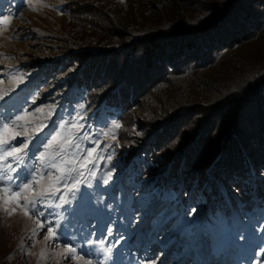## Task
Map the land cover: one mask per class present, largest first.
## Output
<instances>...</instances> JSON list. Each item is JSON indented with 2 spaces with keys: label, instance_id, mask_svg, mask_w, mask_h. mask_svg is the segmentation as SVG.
I'll list each match as a JSON object with an SVG mask.
<instances>
[{
  "label": "rangeland",
  "instance_id": "374dc122",
  "mask_svg": "<svg viewBox=\"0 0 264 264\" xmlns=\"http://www.w3.org/2000/svg\"><path fill=\"white\" fill-rule=\"evenodd\" d=\"M126 1L0 0V20L10 18L7 30L0 24V95L11 97L0 114L11 120L26 113L19 131L28 129L27 137L12 142L29 144L23 163L14 166L44 171L35 157L57 133L61 140L74 138L64 158L87 165L80 169L83 182L67 195L68 203L57 206L59 200L46 199L36 204L32 211L41 214L31 219L19 209L12 216L0 210V264H264V205L256 209L240 202L235 209L229 196L218 198L207 189L181 193L167 169L150 170L145 159L131 162L117 150L132 129L137 151H145L149 130L141 105L134 110V127L128 125V116L122 119L124 125L115 105L104 103L101 111L92 110L57 79L54 48L68 43V9L78 13L84 7L83 15L89 6L101 7L94 2ZM158 10L154 4L149 12ZM65 124L76 127H60ZM26 175L21 171V179L12 185ZM181 196L187 202L184 211L178 204ZM49 226L56 239L45 241ZM69 247L76 251L66 252Z\"/></svg>",
  "mask_w": 264,
  "mask_h": 264
},
{
  "label": "trees",
  "instance_id": "16d2710c",
  "mask_svg": "<svg viewBox=\"0 0 264 264\" xmlns=\"http://www.w3.org/2000/svg\"><path fill=\"white\" fill-rule=\"evenodd\" d=\"M94 3L66 12L69 39L54 48L53 68L63 88L92 110L115 105L132 127L141 105L145 151L132 129L117 150L167 169L181 193L263 206L264 0Z\"/></svg>",
  "mask_w": 264,
  "mask_h": 264
},
{
  "label": "snow or ice",
  "instance_id": "6c2138e0",
  "mask_svg": "<svg viewBox=\"0 0 264 264\" xmlns=\"http://www.w3.org/2000/svg\"><path fill=\"white\" fill-rule=\"evenodd\" d=\"M9 23V17H4L0 20V24L5 26L3 30H7ZM7 95V92L0 95V101H2L0 108H3L5 104L11 101L10 96L9 99H5ZM25 115H17L15 119L6 120L0 114V210L6 213L7 216H12L19 209L22 211L24 217L31 219L34 214L37 216L41 214L39 212L33 213L32 210L35 209L37 203H43L46 199L55 198L59 200L61 204L57 206L68 203L66 197L68 194H74L79 190L78 186L83 182V172L80 169L86 168L87 165L86 163H81L75 157L64 158L67 148L73 146L74 138L66 136L61 140V134L57 133L45 141L42 145L44 151L35 157L39 161L41 168H45L44 171H41L40 168L18 170L14 164L20 165L23 163L29 144L24 140L20 141L22 146H17L12 142L18 136H28L27 128H23L22 132L19 131L22 127L19 122L25 119ZM60 127H67L70 130L76 126L65 124L60 125ZM113 127L118 128L119 125L115 124ZM58 140L61 141L59 144L57 143ZM92 154V152H88L87 156L91 157ZM109 159L111 158L109 157ZM21 171L27 173V175L20 183L13 186L12 182L14 179H21ZM11 173H16V176L13 177L10 175ZM45 178H47V183L42 184ZM110 178L111 173L109 172L104 183L107 184ZM12 205H15V207H12ZM193 211L195 210L193 209ZM55 239V230L52 226H49L44 240ZM65 251L74 253L76 249L69 247ZM108 251L110 252L111 250L109 249ZM43 255L44 251L42 250L41 256ZM86 264H92V262L87 261Z\"/></svg>",
  "mask_w": 264,
  "mask_h": 264
}]
</instances>
